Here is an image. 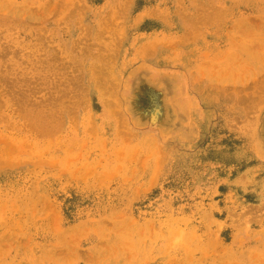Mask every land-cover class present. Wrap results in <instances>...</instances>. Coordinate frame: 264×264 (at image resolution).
Listing matches in <instances>:
<instances>
[{
	"label": "rangeland",
	"instance_id": "obj_1",
	"mask_svg": "<svg viewBox=\"0 0 264 264\" xmlns=\"http://www.w3.org/2000/svg\"><path fill=\"white\" fill-rule=\"evenodd\" d=\"M0 264H264V0H0Z\"/></svg>",
	"mask_w": 264,
	"mask_h": 264
},
{
	"label": "bare ground",
	"instance_id": "obj_2",
	"mask_svg": "<svg viewBox=\"0 0 264 264\" xmlns=\"http://www.w3.org/2000/svg\"><path fill=\"white\" fill-rule=\"evenodd\" d=\"M149 77V76H148ZM163 99V98H162Z\"/></svg>",
	"mask_w": 264,
	"mask_h": 264
}]
</instances>
